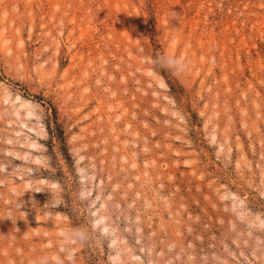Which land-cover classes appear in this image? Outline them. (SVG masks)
I'll list each match as a JSON object with an SVG mask.
<instances>
[{"label": "rangeland", "instance_id": "obj_1", "mask_svg": "<svg viewBox=\"0 0 264 264\" xmlns=\"http://www.w3.org/2000/svg\"><path fill=\"white\" fill-rule=\"evenodd\" d=\"M0 264H264V0H0Z\"/></svg>", "mask_w": 264, "mask_h": 264}, {"label": "clouds", "instance_id": "obj_2", "mask_svg": "<svg viewBox=\"0 0 264 264\" xmlns=\"http://www.w3.org/2000/svg\"><path fill=\"white\" fill-rule=\"evenodd\" d=\"M157 62H161V61L158 59ZM162 63H163V66L170 68L171 70L175 72H182L185 70L184 62L179 58L164 57Z\"/></svg>", "mask_w": 264, "mask_h": 264}]
</instances>
